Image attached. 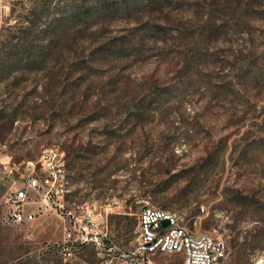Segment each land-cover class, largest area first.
Returning a JSON list of instances; mask_svg holds the SVG:
<instances>
[{
  "label": "rangeland",
  "instance_id": "374dc122",
  "mask_svg": "<svg viewBox=\"0 0 264 264\" xmlns=\"http://www.w3.org/2000/svg\"><path fill=\"white\" fill-rule=\"evenodd\" d=\"M137 1L72 19L64 0H0V155L22 171L58 148L65 199L90 204L124 250L151 206L222 236L220 264H254L264 254V0ZM66 225L54 211L15 228L0 217V264L109 258L90 246L64 257Z\"/></svg>",
  "mask_w": 264,
  "mask_h": 264
},
{
  "label": "built area",
  "instance_id": "2783aa9c",
  "mask_svg": "<svg viewBox=\"0 0 264 264\" xmlns=\"http://www.w3.org/2000/svg\"><path fill=\"white\" fill-rule=\"evenodd\" d=\"M58 148L41 151L36 162L28 161L24 170L12 167L0 155V179L3 191L0 207L1 222L7 227L33 223L38 215L54 211L67 225L64 227L60 253L66 257L71 250L81 246L94 248L98 255H105L100 264H151L153 241L162 240L164 252L179 249L182 264H220L226 257L227 246L222 236L206 234L202 241L186 240L188 228L173 212L144 206L138 216V238L129 249L121 246L109 234L87 202L69 205L65 193L70 191L65 160ZM37 165V166H36ZM163 221H167L164 225ZM171 222H178L177 231H170ZM254 264H264V254Z\"/></svg>",
  "mask_w": 264,
  "mask_h": 264
},
{
  "label": "trees",
  "instance_id": "16d2710c",
  "mask_svg": "<svg viewBox=\"0 0 264 264\" xmlns=\"http://www.w3.org/2000/svg\"><path fill=\"white\" fill-rule=\"evenodd\" d=\"M64 2L65 13L67 16H69V18L72 19H79L82 15L88 13L90 14L91 12L101 13L108 11H129L131 9H134L136 5H138L137 0H124L120 3L114 2L113 0H99L89 3L86 0H64ZM44 8L45 4L43 5L42 9L44 10Z\"/></svg>",
  "mask_w": 264,
  "mask_h": 264
},
{
  "label": "bare ground",
  "instance_id": "6f19581e",
  "mask_svg": "<svg viewBox=\"0 0 264 264\" xmlns=\"http://www.w3.org/2000/svg\"><path fill=\"white\" fill-rule=\"evenodd\" d=\"M69 191H67L68 193ZM65 193V195L67 194ZM65 202H68L69 205H76L75 201H69L65 199ZM178 222H171L170 231H177ZM206 239V234H194L190 230H186V240L190 241H202ZM156 252H164V244H162V240L153 241V254ZM171 252H179V249H172Z\"/></svg>",
  "mask_w": 264,
  "mask_h": 264
},
{
  "label": "crops",
  "instance_id": "0c3cea01",
  "mask_svg": "<svg viewBox=\"0 0 264 264\" xmlns=\"http://www.w3.org/2000/svg\"><path fill=\"white\" fill-rule=\"evenodd\" d=\"M1 190L3 191V186H2V181L0 179V192H1ZM2 212H3V209L0 207V217L2 215Z\"/></svg>",
  "mask_w": 264,
  "mask_h": 264
},
{
  "label": "water",
  "instance_id": "95a60500",
  "mask_svg": "<svg viewBox=\"0 0 264 264\" xmlns=\"http://www.w3.org/2000/svg\"><path fill=\"white\" fill-rule=\"evenodd\" d=\"M163 224L166 225L167 224V221H163Z\"/></svg>",
  "mask_w": 264,
  "mask_h": 264
}]
</instances>
